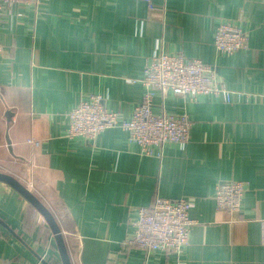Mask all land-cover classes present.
I'll use <instances>...</instances> for the list:
<instances>
[{"label":"crops","instance_id":"0c3cea01","mask_svg":"<svg viewBox=\"0 0 264 264\" xmlns=\"http://www.w3.org/2000/svg\"><path fill=\"white\" fill-rule=\"evenodd\" d=\"M221 20L248 33L247 50L216 51ZM162 51L212 66L241 96L192 102L156 92L154 113L185 114L193 125L187 143L151 156L118 128L89 142L66 137L67 113L91 96L129 120L145 63ZM6 110L13 116L4 129ZM0 173L52 214L71 264H264V0H151V9L143 0L0 4ZM229 180L247 185L231 213L213 200ZM156 197L192 203L187 246L123 251L135 209ZM32 209L0 182V264H61Z\"/></svg>","mask_w":264,"mask_h":264},{"label":"built area","instance_id":"2783aa9c","mask_svg":"<svg viewBox=\"0 0 264 264\" xmlns=\"http://www.w3.org/2000/svg\"><path fill=\"white\" fill-rule=\"evenodd\" d=\"M151 9V0H143ZM41 0H0V4L11 6L25 3L39 5ZM249 35L227 20L217 25L213 46L222 55L231 56L248 49ZM134 82V80H131ZM138 82L143 88L140 102L134 107L129 120L105 109L100 96L80 100L68 113L66 137H80L93 141L109 129L118 128L127 133L128 140L139 147L140 154L151 156L154 149L161 150L167 143L185 144L190 139L193 123L185 114L153 112V97L156 92L165 98L168 92L195 102L199 96H213L229 103L239 92L228 90L217 70L199 59L183 55L160 52L152 56L143 68ZM38 146L37 142H33ZM247 185L241 181L219 182L213 194L217 210L236 212ZM192 203L186 199L170 200L156 197L150 207L135 209V219L130 220L132 229L120 247L123 251L140 250L178 254L188 244L189 234L196 221L189 217Z\"/></svg>","mask_w":264,"mask_h":264},{"label":"water","instance_id":"95a60500","mask_svg":"<svg viewBox=\"0 0 264 264\" xmlns=\"http://www.w3.org/2000/svg\"><path fill=\"white\" fill-rule=\"evenodd\" d=\"M12 116L13 114L11 111H5L3 115L4 129L6 128V125L11 121ZM5 144L7 150L12 153V150L10 148V140L8 139V136L6 134ZM0 182L9 185L41 215V217L49 227L51 233L53 234L61 264H71L58 225L56 224L52 214L47 210V208L14 177L0 173Z\"/></svg>","mask_w":264,"mask_h":264},{"label":"trees","instance_id":"16d2710c","mask_svg":"<svg viewBox=\"0 0 264 264\" xmlns=\"http://www.w3.org/2000/svg\"><path fill=\"white\" fill-rule=\"evenodd\" d=\"M31 207H32V206H31ZM32 210H33V211H34V213H35V210H34V209H32ZM33 211H32V212H33Z\"/></svg>","mask_w":264,"mask_h":264}]
</instances>
